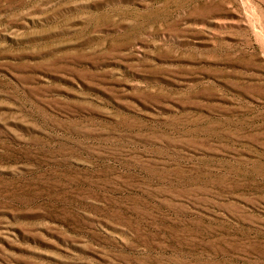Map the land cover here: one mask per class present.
<instances>
[{"label": "rangeland", "instance_id": "rangeland-1", "mask_svg": "<svg viewBox=\"0 0 264 264\" xmlns=\"http://www.w3.org/2000/svg\"><path fill=\"white\" fill-rule=\"evenodd\" d=\"M0 264H264V0H0Z\"/></svg>", "mask_w": 264, "mask_h": 264}]
</instances>
